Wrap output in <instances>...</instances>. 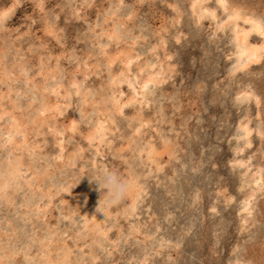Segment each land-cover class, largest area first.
Listing matches in <instances>:
<instances>
[{
	"label": "rangeland",
	"instance_id": "374dc122",
	"mask_svg": "<svg viewBox=\"0 0 264 264\" xmlns=\"http://www.w3.org/2000/svg\"><path fill=\"white\" fill-rule=\"evenodd\" d=\"M225 2L0 0V264H264V0Z\"/></svg>",
	"mask_w": 264,
	"mask_h": 264
},
{
	"label": "bare ground",
	"instance_id": "6f19581e",
	"mask_svg": "<svg viewBox=\"0 0 264 264\" xmlns=\"http://www.w3.org/2000/svg\"><path fill=\"white\" fill-rule=\"evenodd\" d=\"M200 2H202V0H195V4L196 3H200ZM205 3V2H204ZM219 3L222 5V6H224V4L226 3L225 2V0H219ZM192 5V4H191ZM193 5H194V3H193ZM196 6V5H195ZM194 7V6H193ZM225 7V6H224ZM231 8V7H230ZM224 9V8H223ZM191 11H192V9H191ZM197 12V11H196ZM234 11H232V13H233ZM231 14V13H230ZM202 15H209V16H212V17H214V15L215 14H213V12L211 11V10H209V9H204L203 11H202ZM227 15V14H226ZM230 16V15H229ZM238 16V15H237ZM197 17V16H196ZM231 17L233 18V19H236L237 17L236 16H232L231 15ZM231 17H229V18H231ZM231 18V19H232ZM238 19V18H237ZM236 19V20H237ZM246 21H256V22H259L258 20H254V19H243V21L242 22H244V24H247L248 26H249V28L248 29H243V28H241V29H239L238 28V26L237 25H235L234 24V28H235V30L233 31L234 32V37H235V42L234 43H236V54H237V57H238V59L240 60L239 62H238V64H235V62H234V64H232V65H237V67H240V69L242 68V67H246L247 65L249 66V64H251V63H254V62H257L259 59H260V51H261V47H259L258 45L256 46V45H252V44H249V42H248V37L250 36V35H253V34H256V35H260V37H262V36H264V35H262L259 31H257L256 29H255V26H254V24L253 23H247ZM262 22V21H261ZM264 22V21H263ZM237 28V29H236ZM233 59V58H232ZM235 59V58H234ZM233 59V60H234ZM133 60V59H132ZM128 61V60H127ZM126 61V62H127ZM129 63H131V61L129 62ZM128 63V64H129ZM127 64V63H126ZM125 65V64H124ZM123 65V66H124ZM122 66V67H123ZM154 66V65H153ZM159 67V66H158ZM232 67V66H231ZM233 68H234V66H233ZM127 69H128V67H127ZM127 69H126V72H127ZM242 70V69H241ZM141 71V70H140ZM237 71V70H236ZM235 71V72H236ZM239 71V70H238ZM123 72V71H122ZM124 75H126V74H124ZM117 77V76H116ZM123 77V76H122ZM152 78H153V76H151ZM151 78V79H152ZM117 79V78H116ZM126 79V78H125ZM119 81V80H118ZM149 81V80H148ZM153 81H155L154 80V78H153ZM151 82H152V80H151ZM139 83V82H138ZM148 83L149 82H145V84H143V82H142V84H143V86H142V84L140 85V87L142 88V89H144V88H146L147 86H148ZM155 83V82H154ZM154 83H152V84H154ZM129 85V84H128ZM139 86V85H138ZM134 88V87H133ZM139 88V87H138ZM149 88H151V87H149ZM148 88V89H149ZM131 90V89H130ZM132 91H133V89H132ZM135 92H136V90H135ZM143 92V91H142ZM149 92V91H148ZM77 93V92H76ZM55 94V93H54ZM134 95H135V93H134ZM147 95V94H146ZM140 96V95H139ZM137 97V96H136ZM144 97V96H143ZM245 97V96H244ZM139 98V97H138ZM133 100V99H132ZM84 102V101H83ZM137 103V102H136ZM140 103V102H139ZM43 110V109H42ZM94 112V111H93ZM14 122V121H13ZM242 124V123H241ZM243 124H245V125H247V123H243ZM242 124V125H243ZM244 125V126H245ZM14 126V125H13ZM10 127V126H9ZM240 127V126H239ZM17 128H19V127H17ZM244 128V127H243ZM242 128V129H243ZM98 129V128H97ZM96 129V130H97ZM250 128H247V127H245L244 128V136H245V139H246V137H248L249 135H250V130H249ZM13 130H15V129H13ZM99 131H101V132H103L102 130H103V127H102V125H100V129H98ZM17 131H19L18 129H17ZM241 131V130H240ZM98 133V132H97ZM96 133V134H97ZM8 134V133H7ZM95 134V133H94ZM98 135V134H97ZM18 136V135H17ZM92 136H94L93 134H92ZM242 136V135H241ZM95 137V136H94ZM98 137H99V135H98ZM7 138H8V142H11L12 141V136H10V135H7ZM93 138V137H92ZM96 139H97V136H96ZM99 139V138H98ZM243 139V138H242ZM245 139H244V141H245ZM101 140V139H100ZM241 140V139H240ZM3 141H4V139H3ZM6 141V142H7ZM5 142V141H4ZM13 143H14V141H13ZM245 143H248L247 141L245 142ZM246 145V144H245ZM244 145V146H245ZM239 147H241V146H239ZM242 148V147H241ZM240 148V149H241ZM242 150V149H241ZM239 152V151H238ZM12 165V164H11ZM0 168H2V167H0ZM24 168V167H23ZM22 168V169H23ZM3 170V169H2ZM19 170V169H18ZM8 171V170H7ZM21 172H23V171H21ZM260 172V171H259ZM3 173H4V171H3ZM12 173V172H11ZM24 173V172H23ZM21 174V173H20ZM19 174V175H20ZM3 175V174H2ZM14 175V174H13ZM17 175V174H16ZM260 175V174H259ZM1 176V175H0ZM15 176V175H14ZM20 177V176H19ZM21 177H22V175H21ZM12 178L14 179V177L12 176ZM18 178V177H17ZM256 178V177H255ZM23 179V178H22ZM258 180H261L260 179V177H258L257 178V181ZM260 182H262V181H260ZM257 183H259V182H257ZM257 183H256V185H257ZM2 186V185H1ZM260 185H258V187H259ZM4 187V186H3ZM4 190V189H3ZM4 197V196H3ZM50 198V197H49ZM246 202V201H245ZM248 202H246L245 204H247ZM37 204H38V202H37ZM38 206V205H37ZM39 206H41V205H39ZM248 206V204L246 205V207ZM39 208H41V207H39ZM244 208V207H243ZM245 210H247V208H245ZM249 210V209H248ZM249 212V211H248ZM39 213V212H38ZM12 230V229H11Z\"/></svg>",
	"mask_w": 264,
	"mask_h": 264
},
{
	"label": "clouds",
	"instance_id": "9594fccd",
	"mask_svg": "<svg viewBox=\"0 0 264 264\" xmlns=\"http://www.w3.org/2000/svg\"><path fill=\"white\" fill-rule=\"evenodd\" d=\"M100 196L101 207H111L126 200L132 192L135 177L131 174L124 175L112 168L98 169L93 179ZM82 219L91 221L82 216ZM236 264H243L237 261Z\"/></svg>",
	"mask_w": 264,
	"mask_h": 264
},
{
	"label": "snow or ice",
	"instance_id": "6c2138e0",
	"mask_svg": "<svg viewBox=\"0 0 264 264\" xmlns=\"http://www.w3.org/2000/svg\"><path fill=\"white\" fill-rule=\"evenodd\" d=\"M12 12V8L7 9L4 12H0V22H3ZM247 23H253L255 29L264 35V22L246 21Z\"/></svg>",
	"mask_w": 264,
	"mask_h": 264
}]
</instances>
